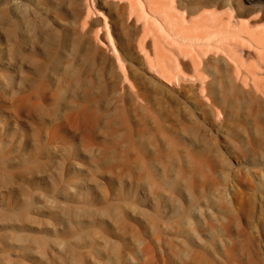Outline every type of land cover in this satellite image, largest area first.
<instances>
[{
  "label": "bare ground",
  "instance_id": "6f19581e",
  "mask_svg": "<svg viewBox=\"0 0 264 264\" xmlns=\"http://www.w3.org/2000/svg\"><path fill=\"white\" fill-rule=\"evenodd\" d=\"M0 264H264V0H0Z\"/></svg>",
  "mask_w": 264,
  "mask_h": 264
},
{
  "label": "rangeland",
  "instance_id": "374dc122",
  "mask_svg": "<svg viewBox=\"0 0 264 264\" xmlns=\"http://www.w3.org/2000/svg\"><path fill=\"white\" fill-rule=\"evenodd\" d=\"M95 239H98V237H95ZM127 247L128 248H131L132 247V244L129 241L127 242Z\"/></svg>",
  "mask_w": 264,
  "mask_h": 264
}]
</instances>
